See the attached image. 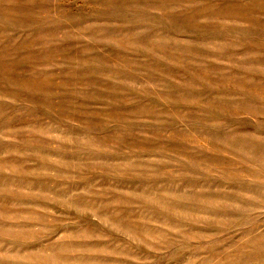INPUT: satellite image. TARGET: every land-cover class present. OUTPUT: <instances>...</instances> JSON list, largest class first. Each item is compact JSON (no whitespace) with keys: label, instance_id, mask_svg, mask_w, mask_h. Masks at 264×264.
Masks as SVG:
<instances>
[{"label":"rangeland","instance_id":"rangeland-1","mask_svg":"<svg viewBox=\"0 0 264 264\" xmlns=\"http://www.w3.org/2000/svg\"><path fill=\"white\" fill-rule=\"evenodd\" d=\"M0 264H264V0H0Z\"/></svg>","mask_w":264,"mask_h":264}]
</instances>
